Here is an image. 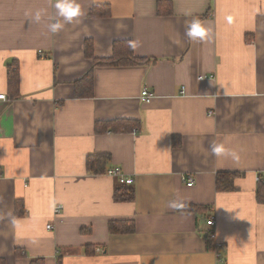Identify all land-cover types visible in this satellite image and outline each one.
<instances>
[{
  "label": "crops",
  "instance_id": "obj_1",
  "mask_svg": "<svg viewBox=\"0 0 264 264\" xmlns=\"http://www.w3.org/2000/svg\"><path fill=\"white\" fill-rule=\"evenodd\" d=\"M159 1L79 0L86 14L51 33L55 0H0L5 264H264V0H164L172 14ZM98 5L109 14L92 15ZM192 19L203 41L185 35ZM86 40L98 59L131 41L152 61L95 66ZM90 70L93 92L80 96L76 81ZM117 120L139 125L114 132ZM225 137L229 152L212 155ZM93 154L122 173L90 171ZM221 172L238 175L234 190L217 188ZM186 204L207 211L178 209ZM211 218L220 256L204 236ZM115 220H132L134 231L110 232Z\"/></svg>",
  "mask_w": 264,
  "mask_h": 264
},
{
  "label": "trees",
  "instance_id": "obj_2",
  "mask_svg": "<svg viewBox=\"0 0 264 264\" xmlns=\"http://www.w3.org/2000/svg\"><path fill=\"white\" fill-rule=\"evenodd\" d=\"M104 8V10L98 14L97 9ZM107 6H95L91 12L94 16H104L108 15ZM159 12L161 14H172L173 8L171 3L167 5L165 9L164 0L159 1ZM86 55L94 59L95 66H108V65H139L146 64L152 60L147 58L137 57L134 53L133 43L131 41H115L114 43V53L112 57L109 58H95L93 53V45L91 41L86 40ZM8 84L11 91L17 92L18 89V71L9 69ZM94 78L93 70H90L84 77L76 81V89L78 95L89 96L93 92ZM111 130L114 132L128 131L136 128L139 123L137 121L131 120H117L110 122ZM110 159L107 154H93L88 158V168L94 173H107L108 170L104 168L108 160ZM237 174L231 172H221L217 175V188L224 190H234L236 187L234 185V180L237 177ZM261 183V182H260ZM264 183V181H263ZM135 192L132 189L127 190V196L124 199H133ZM117 197V196H116ZM258 200L264 203V186L259 185L258 189ZM179 210L182 211H207V206L186 204L179 205ZM110 232H133L134 231V222L132 220H115L111 221ZM204 236L206 238L207 248L209 250H216V243L211 236V231H205ZM93 248L88 246V252H92ZM0 264H5V260L0 259Z\"/></svg>",
  "mask_w": 264,
  "mask_h": 264
},
{
  "label": "clouds",
  "instance_id": "obj_3",
  "mask_svg": "<svg viewBox=\"0 0 264 264\" xmlns=\"http://www.w3.org/2000/svg\"><path fill=\"white\" fill-rule=\"evenodd\" d=\"M95 2V0H93ZM54 7L57 12V19L55 22L48 25V30L51 33L60 31L66 24L73 22H79L80 18L86 13L79 0H55ZM41 19V12L35 14V20L39 22ZM207 30L204 25L198 19H192L186 22L185 35L193 41H203L206 38ZM135 45H133L134 47ZM228 138L225 137L222 141H213L210 146V152L212 155L220 157L229 152L227 148ZM172 207H176V202L171 204Z\"/></svg>",
  "mask_w": 264,
  "mask_h": 264
},
{
  "label": "built area",
  "instance_id": "obj_4",
  "mask_svg": "<svg viewBox=\"0 0 264 264\" xmlns=\"http://www.w3.org/2000/svg\"><path fill=\"white\" fill-rule=\"evenodd\" d=\"M153 96H154L153 93L150 92V90L148 88H144L143 91H142V93H141V99L144 102L151 101L152 98H153ZM0 99L6 100L7 99L6 94H0ZM107 173L109 175H120L122 173V169L120 167H115V168L109 169ZM256 179L258 181H262L263 180V178L261 176H259V175L256 176ZM191 181H192V179L189 180L190 183H192ZM126 182L127 183H132L133 182V179L128 178V179H126ZM61 208L62 207L60 205H57L55 207V209H54L55 214L60 213ZM206 225L208 227V231H211V236L213 237V239H215V237H216V233H215L216 221H215V219H213V218L208 219L206 221ZM48 228H52V225H49ZM215 243H216V251H217V254L220 256V253H219L218 249L222 248L223 245H222V243H220L218 241L215 242Z\"/></svg>",
  "mask_w": 264,
  "mask_h": 264
}]
</instances>
